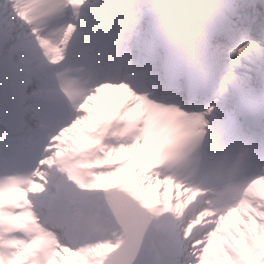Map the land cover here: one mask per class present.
Here are the masks:
<instances>
[{"label":"snow or ice","instance_id":"1","mask_svg":"<svg viewBox=\"0 0 264 264\" xmlns=\"http://www.w3.org/2000/svg\"><path fill=\"white\" fill-rule=\"evenodd\" d=\"M0 264H264V0H0Z\"/></svg>","mask_w":264,"mask_h":264},{"label":"bare ground","instance_id":"2","mask_svg":"<svg viewBox=\"0 0 264 264\" xmlns=\"http://www.w3.org/2000/svg\"><path fill=\"white\" fill-rule=\"evenodd\" d=\"M104 99H105L106 102H111L113 97L111 96V94H107Z\"/></svg>","mask_w":264,"mask_h":264}]
</instances>
